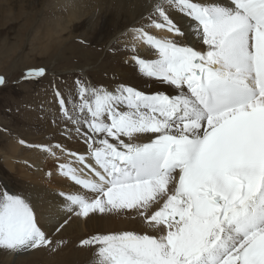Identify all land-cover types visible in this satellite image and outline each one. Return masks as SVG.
Masks as SVG:
<instances>
[{"label":"snow or ice","instance_id":"obj_1","mask_svg":"<svg viewBox=\"0 0 264 264\" xmlns=\"http://www.w3.org/2000/svg\"><path fill=\"white\" fill-rule=\"evenodd\" d=\"M154 8L151 26L178 39L136 29L158 58L134 59L173 93L85 78L66 92L53 85L68 139L87 146H36L72 157L58 165L73 184L60 193L67 218L50 224V235L30 195L0 186V250L55 252L73 215L124 217L139 228L80 241L94 249L90 264H264V0ZM46 74L30 69L24 78Z\"/></svg>","mask_w":264,"mask_h":264},{"label":"rangeland","instance_id":"obj_2","mask_svg":"<svg viewBox=\"0 0 264 264\" xmlns=\"http://www.w3.org/2000/svg\"><path fill=\"white\" fill-rule=\"evenodd\" d=\"M99 1L93 0L95 4L91 6H99ZM12 2L9 7L0 8V76L7 81L5 86H0V186L12 192L28 194L34 188L44 190L51 187L42 180H56L60 176L57 174L58 165L66 161V156L54 149L59 157L58 163L54 159L47 162L50 154L36 146H55L61 143L69 149L72 146L73 151L77 144L75 138H65L68 137L66 121L61 116L53 85L64 92L74 86L77 78L105 85L103 75L116 63L118 49L123 44L133 45L137 41L119 39L121 31L118 20L111 17L110 23L105 24L102 12L99 14L95 11L96 16L91 19L93 10L87 12L84 9L76 14L78 18H69L68 21L62 16V21L56 23L51 9L52 0ZM58 12L65 14L66 11L60 9ZM127 60L132 61L130 58ZM131 63L113 69L112 74L119 82L114 81L106 86L116 83L129 85L131 82L136 84L134 87L146 89L143 90L146 92H166L172 89L143 77L138 68L136 71L131 69ZM39 68L47 70L45 77L24 78L30 69ZM13 140L24 141L21 144L28 146L29 152L24 161L15 157L10 159L13 166L10 169L3 156L10 152L12 154L8 145ZM78 143L82 145L83 142ZM35 153H41L39 164L33 160ZM16 154V157H22L24 152ZM34 196L32 194V198ZM82 226L86 235L84 239L97 233L138 229L135 222L124 217L82 218ZM91 230L95 232L92 234ZM79 239L61 240L64 243L55 252L33 251L13 256L0 250V264H90L94 249L79 247Z\"/></svg>","mask_w":264,"mask_h":264},{"label":"bare ground","instance_id":"obj_3","mask_svg":"<svg viewBox=\"0 0 264 264\" xmlns=\"http://www.w3.org/2000/svg\"><path fill=\"white\" fill-rule=\"evenodd\" d=\"M22 1V0H20ZM158 2V0H100L99 6H91V4H95L93 0H52L51 2V9L54 11V16L56 17V23L62 21V16H65V18L69 21V18H78L76 15L77 13L83 11L84 9L88 12L90 10H93L91 19H93L96 15L94 14L95 11L100 14L102 12L104 18H105V24L110 23L111 17L114 20H118V26H120L121 33L119 34V39H125L127 41H137V43H134L133 45L123 44L121 45L120 50L118 49L119 53L116 59V63L112 64V67L110 71H107L105 75H103V84L106 86L107 84L111 82H119V80H116L115 75L112 74V70L117 68H121L125 66V64L132 65L131 69L134 68L135 71L137 70V65L135 63L134 57H139L147 60L157 59L158 54L155 52L154 49H151L146 43H144L142 40L135 39V30L143 28L146 31H148L150 34L156 36L157 38H168V39H178L175 37L172 33L167 32L165 29H156L152 27V20L149 19L150 16L155 17V8L154 5ZM13 4L12 0H0V8H6ZM60 9H63L65 14H61L58 11ZM56 11V12H55ZM56 13V14H55ZM83 14V13H82ZM81 15V14H80ZM177 19H181L179 14H176ZM113 23V22H112ZM181 23H184V20L181 19ZM104 24V25H105ZM91 26V23H90ZM112 31V30H111ZM118 31V30H117ZM105 36V35H104ZM104 38V37H103ZM136 44V45H135ZM135 45V46H134ZM134 46V47H132ZM198 47H204L203 45H197ZM128 58H130L132 61L128 62ZM127 61V62H125ZM143 80V79H142ZM121 82V81H120ZM132 86H136L135 83H131ZM129 84V85H130ZM159 86V85H158ZM156 89V87L154 88ZM146 90V89H141ZM173 89L166 91L167 93L171 94L173 93ZM146 92V91H145ZM68 138V137H65ZM63 140V139H62ZM67 140V139H66ZM70 140V139H68ZM67 140V141H68ZM66 142V141H65ZM63 142V143H65ZM81 142V141H80ZM74 143V142H73ZM26 144V143H25ZM29 144V143H28ZM67 145V144H66ZM70 145V143H69ZM21 146V148H19ZM27 147L24 144L22 145L21 142L18 141H12L8 148L12 151V154H5L3 156V160L6 163V165L12 169V163L10 159L18 158L22 161L26 159V156L28 154ZM32 149V148H31ZM72 149V146H71ZM76 150L81 153H86L87 146L82 143L77 142L76 145H74L73 151ZM22 151L24 152V155L22 157H16V153ZM34 151V149H33ZM41 152V150H40ZM41 154V153H40ZM38 153H35V158L33 159L34 162H37L39 164V161L41 159V155ZM47 154V153H46ZM45 155V154H43ZM66 156V161L61 163H68L71 162L72 157ZM44 157H47L46 155ZM50 157V158H49ZM46 161L49 162L52 159L57 161L58 159L49 156ZM43 159V158H42ZM63 159V158H62ZM43 161V160H42ZM64 161V160H63ZM21 162V161H20ZM46 162V163H47ZM22 163V162H21ZM41 163V162H40ZM45 163V162H44ZM58 163V161H57ZM36 166V165H35ZM56 170V168H55ZM58 171V169H57ZM55 171V172H57ZM60 174L59 172L57 173ZM55 175V174H53ZM43 183L50 184L51 187H48L44 190L41 189H31L29 191L27 188L26 191L32 198V194H35L32 198V202L36 207V211L38 216L41 219V223L47 228L49 231V234L51 235L54 231L53 228L49 227L50 224H53L55 220L60 219L61 217H66V214L61 210L63 198L60 196V193L67 194L68 192L73 190V184L70 180L64 178L63 176H57L56 180H51L50 178H45L42 180ZM26 186V185H25ZM62 222V221H61ZM137 228L139 226L136 224ZM95 232L94 230H91L90 233ZM97 232V231H96ZM93 234V233H92ZM95 235V234H94ZM83 236L85 235V232L83 230L82 226V217H76L72 216L69 223L61 229L59 233H56L55 239L57 240H79L84 239ZM88 238V237H87ZM78 241V240H77ZM61 248V247H60ZM12 253H9L11 255ZM13 256L16 254H12Z\"/></svg>","mask_w":264,"mask_h":264}]
</instances>
